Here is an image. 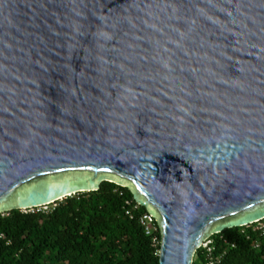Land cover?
I'll return each instance as SVG.
<instances>
[{"label": "water", "instance_id": "1", "mask_svg": "<svg viewBox=\"0 0 264 264\" xmlns=\"http://www.w3.org/2000/svg\"><path fill=\"white\" fill-rule=\"evenodd\" d=\"M106 182L159 264L264 220V0H0V215Z\"/></svg>", "mask_w": 264, "mask_h": 264}, {"label": "trees", "instance_id": "2", "mask_svg": "<svg viewBox=\"0 0 264 264\" xmlns=\"http://www.w3.org/2000/svg\"><path fill=\"white\" fill-rule=\"evenodd\" d=\"M135 206L129 188L106 182L47 209L0 215V264H159V242L154 245L140 222L147 210ZM258 226L212 235L193 264H264V229Z\"/></svg>", "mask_w": 264, "mask_h": 264}, {"label": "built area", "instance_id": "3", "mask_svg": "<svg viewBox=\"0 0 264 264\" xmlns=\"http://www.w3.org/2000/svg\"><path fill=\"white\" fill-rule=\"evenodd\" d=\"M139 204L134 207L135 210L138 209ZM127 215H129L131 218H133V211L129 210L127 212ZM264 221V220H263ZM263 221L259 222V226L256 228L257 230H263L264 229V223ZM141 225L145 229V233L147 236L153 237V243L154 245H158V239L155 237V233L158 231L157 221L154 219V217L151 215V213L147 212L145 215H143L140 219ZM263 225H260L262 224Z\"/></svg>", "mask_w": 264, "mask_h": 264}, {"label": "rangeland", "instance_id": "4", "mask_svg": "<svg viewBox=\"0 0 264 264\" xmlns=\"http://www.w3.org/2000/svg\"><path fill=\"white\" fill-rule=\"evenodd\" d=\"M44 209H47V207L46 208H44ZM260 225H263V223L262 224H260ZM209 244V242H207V240H206V242L203 244V246L204 247H207V245Z\"/></svg>", "mask_w": 264, "mask_h": 264}]
</instances>
